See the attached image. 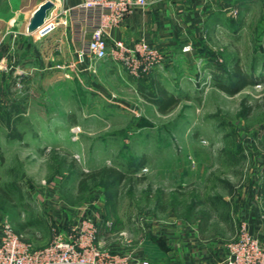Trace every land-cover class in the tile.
I'll list each match as a JSON object with an SVG mask.
<instances>
[{"label": "rangeland", "instance_id": "rangeland-1", "mask_svg": "<svg viewBox=\"0 0 264 264\" xmlns=\"http://www.w3.org/2000/svg\"><path fill=\"white\" fill-rule=\"evenodd\" d=\"M203 31L184 44L195 60L177 49L161 75L160 66L131 80L72 66L69 84L0 86V222L43 248L55 201L70 211L89 206L134 252L150 221L197 223L203 237L224 234L228 250L245 218L257 212L264 222V0ZM238 66L251 80L240 89ZM161 87L178 98L167 112ZM174 241L159 247L169 255Z\"/></svg>", "mask_w": 264, "mask_h": 264}, {"label": "crops", "instance_id": "crops-1", "mask_svg": "<svg viewBox=\"0 0 264 264\" xmlns=\"http://www.w3.org/2000/svg\"><path fill=\"white\" fill-rule=\"evenodd\" d=\"M46 0H0V86L7 85H55L60 81L69 84L64 77V70L72 66L82 69L88 75H103L106 71H115L122 78L131 80L128 68L109 55L102 60L88 57L85 62L78 58V52L92 37L94 26L99 21V13L88 11L81 7L82 0H54L53 19L58 20L60 11L68 8L64 15L66 24H58L56 28L44 36L37 31L29 32L28 25L34 12ZM254 1L246 0H149L148 5L138 9L116 27L109 31V50L116 40H125L133 45L139 40H145L161 48L166 55V65L156 70L161 75V69L174 66L175 50L183 51L182 46L189 38L210 32L218 24L224 23L225 15H230L233 8L250 5ZM208 26L209 29L206 28ZM203 27V28H202ZM195 49L185 52L186 57L195 60ZM171 66V67H172ZM105 71V70H104ZM129 72V73H128ZM59 80L56 81L55 79ZM1 95V94H0ZM1 97V96H0ZM61 201H55L45 218H43V236L49 244L54 236V229L71 232L86 210H69ZM261 212V211H260ZM102 219H106L99 212ZM245 218L250 231L264 243V222L259 215ZM230 221V218H229ZM174 227V230H173ZM171 229L164 223L151 224L144 228L147 232L139 237L143 251L134 252L120 247L121 240L114 239L116 229L101 227L98 242L112 252L135 254L149 259L152 264L169 261L179 264H214L222 262L228 254L226 236L214 235L203 237L199 225L193 222H179ZM134 235L135 232L128 230ZM42 234L40 233V237ZM175 239V250L166 251L159 247L161 238ZM134 239V238H133ZM139 241V240H138ZM46 244V245H47ZM171 255V256H170Z\"/></svg>", "mask_w": 264, "mask_h": 264}, {"label": "built area", "instance_id": "built-area-1", "mask_svg": "<svg viewBox=\"0 0 264 264\" xmlns=\"http://www.w3.org/2000/svg\"><path fill=\"white\" fill-rule=\"evenodd\" d=\"M148 3L149 0H82V8L95 11L100 17L92 37L78 52L79 60L85 62L88 57L102 60L112 55L126 65L133 76L149 74L152 69L161 66L166 59L165 52L145 40H139L133 45H128L125 40H116L110 50L108 47L110 29L121 24L136 10L145 8ZM69 11L63 8L58 20L51 16L37 32L44 36L58 24H66L64 15ZM192 49L191 44L183 47L184 52ZM83 210L86 212L72 226L71 232L55 228L53 239L43 248L27 243L8 221L0 222V264H152L147 258L112 252L101 247L98 242L100 229L103 226L113 228V222L102 219L89 206ZM214 264H264V243L245 223L240 236L229 245L225 259Z\"/></svg>", "mask_w": 264, "mask_h": 264}, {"label": "trees", "instance_id": "trees-1", "mask_svg": "<svg viewBox=\"0 0 264 264\" xmlns=\"http://www.w3.org/2000/svg\"><path fill=\"white\" fill-rule=\"evenodd\" d=\"M237 70L239 71V73H241V78L237 82L238 89H240L244 87L246 84L251 83V80H249L250 78H248L246 72L241 67L238 66ZM220 87L227 92L230 93L235 92L233 91L234 89L228 85H221ZM159 93L161 95V98L163 99L162 103H159V109L162 112L169 111L171 107L175 106L178 103V98L173 94H171L170 92H168V90L161 87ZM0 155H1V147H0ZM104 172L107 173L109 176L118 177L119 179L126 178L125 172L118 170L116 168H106L104 169ZM0 192H7V191L2 189L0 186Z\"/></svg>", "mask_w": 264, "mask_h": 264}, {"label": "water", "instance_id": "water-1", "mask_svg": "<svg viewBox=\"0 0 264 264\" xmlns=\"http://www.w3.org/2000/svg\"><path fill=\"white\" fill-rule=\"evenodd\" d=\"M54 8V0H46L41 6H39L30 20L28 31L36 32L45 23V21L52 16Z\"/></svg>", "mask_w": 264, "mask_h": 264}]
</instances>
